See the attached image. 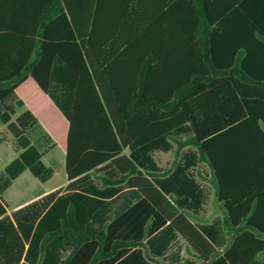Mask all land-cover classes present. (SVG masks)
<instances>
[{"label":"trees","instance_id":"16d2710c","mask_svg":"<svg viewBox=\"0 0 264 264\" xmlns=\"http://www.w3.org/2000/svg\"><path fill=\"white\" fill-rule=\"evenodd\" d=\"M43 2L0 23V124L20 152L0 175V264H164L145 241L168 224L195 264H264V0ZM55 147L70 179L101 171L102 196L128 183L143 198L100 229L58 193L9 216L2 195L25 171L50 180ZM201 164L224 253L192 217L208 199Z\"/></svg>","mask_w":264,"mask_h":264},{"label":"crops","instance_id":"0c3cea01","mask_svg":"<svg viewBox=\"0 0 264 264\" xmlns=\"http://www.w3.org/2000/svg\"><path fill=\"white\" fill-rule=\"evenodd\" d=\"M39 4H44L43 0H0V23L16 24V22L22 19V16H20L22 7L26 8L29 5ZM27 88H29V90L25 91L27 96L30 97L31 93L33 95L37 94V87L34 81H29ZM25 110H27L25 106L17 108V114L15 115L14 120L22 115ZM0 132L4 139L3 142H0V147L7 145V147H5L6 149L2 150L1 153L3 155L9 153L10 155L6 164L7 166L19 156L20 152L15 150L13 139L7 133L6 125L0 124ZM37 133L39 138L43 141L46 140L43 137V132L41 130H38ZM155 158L161 167L169 168L174 161L175 153L173 151L168 153L156 152ZM42 160L48 167H51L54 170L52 178L47 182H42L46 187L39 192L27 188L21 190L18 196L13 200V207L11 208L9 201L6 198L7 192L23 178L27 180L29 178L28 174L31 173L25 171L21 174L13 182L12 186L2 195V198L7 205L9 216L12 217L14 213L20 209L43 200L51 194L58 193L56 200L70 196L74 197L76 201L75 205L79 208V211L89 212L90 214L95 215L96 221L94 222V226L95 228L100 229L105 225L112 223L143 198V195L128 183L118 187V192L116 194L102 196V192L108 193L111 188H106L102 185L101 178L103 177L104 172L101 171H94L87 176L83 175L70 179L67 173L66 156L59 147H55L46 152ZM6 166L0 169V175L3 173ZM200 169L204 177L207 179L202 181V185L206 189L208 199L204 205L203 212L199 216L192 215V217L197 224L207 230L214 246L221 253H224L228 248L230 240L223 224L225 209L223 205L217 201L215 190L213 193L208 190L210 185H212L210 183V168L206 164H201ZM58 177L60 180L57 182L56 178ZM55 201L50 208L54 206ZM145 244L149 253L164 264L199 263V260L194 254L189 252L188 243L174 228L170 226V224L164 226L153 236L148 238L145 241ZM62 253V259H66L69 255V251H64ZM23 262H26V260Z\"/></svg>","mask_w":264,"mask_h":264},{"label":"rangeland","instance_id":"374dc122","mask_svg":"<svg viewBox=\"0 0 264 264\" xmlns=\"http://www.w3.org/2000/svg\"><path fill=\"white\" fill-rule=\"evenodd\" d=\"M7 147V145L1 146L0 147V169L3 168L4 166H6L10 155L8 154H2L1 151L5 150ZM28 179H22L20 182L16 183L6 194V198L9 201L11 208L13 207V200L18 196V194L20 193L21 190H23L24 188L27 189H32L36 192H39L43 189H45V185L39 181L38 179L34 178L31 174H28ZM57 182L60 180V178H56ZM211 193H213L214 188L212 185H210L209 189ZM220 205V204H219Z\"/></svg>","mask_w":264,"mask_h":264}]
</instances>
